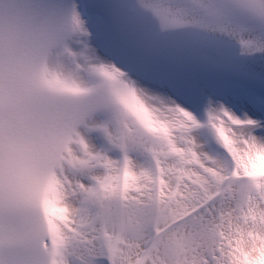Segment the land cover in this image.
I'll return each mask as SVG.
<instances>
[{"label":"snow or ice","instance_id":"1","mask_svg":"<svg viewBox=\"0 0 264 264\" xmlns=\"http://www.w3.org/2000/svg\"><path fill=\"white\" fill-rule=\"evenodd\" d=\"M0 264H264V0H0Z\"/></svg>","mask_w":264,"mask_h":264}]
</instances>
